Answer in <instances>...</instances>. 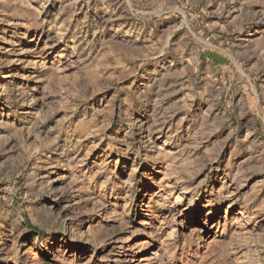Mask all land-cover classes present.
<instances>
[{
    "label": "rangeland",
    "instance_id": "374dc122",
    "mask_svg": "<svg viewBox=\"0 0 264 264\" xmlns=\"http://www.w3.org/2000/svg\"><path fill=\"white\" fill-rule=\"evenodd\" d=\"M0 264H264V0H0Z\"/></svg>",
    "mask_w": 264,
    "mask_h": 264
}]
</instances>
